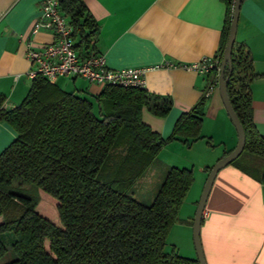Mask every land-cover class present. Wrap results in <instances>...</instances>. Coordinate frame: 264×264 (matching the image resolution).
<instances>
[{"label": "trees", "instance_id": "1", "mask_svg": "<svg viewBox=\"0 0 264 264\" xmlns=\"http://www.w3.org/2000/svg\"><path fill=\"white\" fill-rule=\"evenodd\" d=\"M235 1L221 0L226 6L221 61ZM60 6L76 49L89 50L99 26L84 0H60ZM231 63L225 79L245 131L244 152L264 159L251 92L259 76L249 51L237 41ZM94 98L98 115L90 100L37 77L19 106L8 110L0 102V122L18 133L0 155V264H199L174 249L165 252L194 183L193 171L169 167L149 206L128 193L163 147L173 142L190 146L201 139L207 97L180 116L167 140L144 123L142 112L147 108L164 119L173 107L170 98L116 87ZM242 169L264 185V167ZM38 191L57 201L63 228L35 211Z\"/></svg>", "mask_w": 264, "mask_h": 264}, {"label": "crops", "instance_id": "2", "mask_svg": "<svg viewBox=\"0 0 264 264\" xmlns=\"http://www.w3.org/2000/svg\"><path fill=\"white\" fill-rule=\"evenodd\" d=\"M43 3L44 0H0V102L4 109L19 106L30 91L27 45L39 46L55 40L52 28H37L45 24L41 17ZM84 3L99 32L87 52L78 51L105 55L110 69H144V89L150 95L168 97L173 102L164 119L147 108L142 112L144 123L167 140L180 116L198 105L210 85L208 77L183 67L218 56L226 6L221 0H84ZM236 41L249 51L254 72L259 76L251 85L253 119L264 137V0H243ZM66 80L62 78L56 85L64 86ZM69 80L76 87L77 79ZM86 83L84 92L91 97L105 88ZM228 117L216 87L206 100L202 132L214 137V128L221 122L233 151L238 136ZM17 138L18 133L9 124L0 122V155ZM222 158L208 163L204 183L210 169ZM244 167L233 163L221 170L214 181L200 231L207 264H264V185ZM194 215L179 218L169 235L173 237L172 248L190 259H197L192 241ZM3 222L0 217V224Z\"/></svg>", "mask_w": 264, "mask_h": 264}, {"label": "built area", "instance_id": "3", "mask_svg": "<svg viewBox=\"0 0 264 264\" xmlns=\"http://www.w3.org/2000/svg\"><path fill=\"white\" fill-rule=\"evenodd\" d=\"M41 10L45 24H39L37 28L44 26L52 28L55 40L39 46L27 45L26 57L31 66L28 72L30 80L42 77L49 84L56 85L62 78L83 79L89 83L103 85L105 88L144 89V69H110L105 55L95 51L83 53L76 49L72 29L68 18L61 10L60 0H44ZM221 64L220 57L215 56L203 58L183 68L209 78L210 85L205 93L208 98L216 87L219 88Z\"/></svg>", "mask_w": 264, "mask_h": 264}, {"label": "rangeland", "instance_id": "4", "mask_svg": "<svg viewBox=\"0 0 264 264\" xmlns=\"http://www.w3.org/2000/svg\"><path fill=\"white\" fill-rule=\"evenodd\" d=\"M86 82L88 81L77 79L75 87L73 82L68 79L65 81L66 84H64V86H60L59 84L58 87L68 93H74L79 97L90 100L94 104L96 115H98L99 107L95 98L84 92L87 90L88 86L86 85ZM226 115L228 116L227 112ZM213 135L214 137L202 132L201 139L191 143L190 146L182 142H173L168 144L164 147L165 149L158 154L157 158L146 170L143 177L133 185L128 195L143 205L149 206L151 205L165 178L167 167H186L187 169H191L193 171L194 183L182 206L179 218L184 219L187 217L188 219V217H193V213L196 212L205 186V169L208 163L216 160L218 157H225L232 152V146H230L227 142L226 131L221 122H219L214 128ZM236 163L248 166L250 169L256 171L261 170L264 167V159L251 155L247 152H244L237 159ZM26 189H29L28 186ZM33 196L35 197L34 200L36 203L35 211L57 227L63 228L56 209L57 201L53 197L45 195L41 191L36 192ZM172 241L173 237L171 238L169 236L165 247L166 253H170L172 251Z\"/></svg>", "mask_w": 264, "mask_h": 264}, {"label": "water", "instance_id": "5", "mask_svg": "<svg viewBox=\"0 0 264 264\" xmlns=\"http://www.w3.org/2000/svg\"><path fill=\"white\" fill-rule=\"evenodd\" d=\"M242 2L243 0H236L234 3L228 41H227V45H226L225 52L223 55L220 76H219L220 97L226 109V112L237 132L238 143H237L236 148L229 155L219 160L211 168V171L209 172L200 201L198 203V206L195 212L194 224H193V241H194V247H195L196 256H197V260L199 264H207L205 260L204 252L202 249L200 231H201L203 215H204V212L206 211L207 201H208L210 192L212 190L214 181L218 173L221 170L233 164L243 154L245 150V145H246L245 131L230 102L228 91H227L228 80L225 79L226 69L232 68V63H231L232 49H233V46L237 38V30H238L240 9H241Z\"/></svg>", "mask_w": 264, "mask_h": 264}]
</instances>
